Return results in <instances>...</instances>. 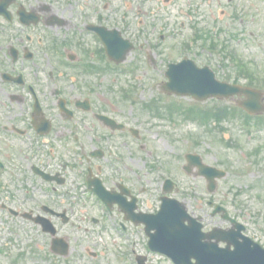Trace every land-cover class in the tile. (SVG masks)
I'll list each match as a JSON object with an SVG mask.
<instances>
[{
  "label": "rangeland",
  "instance_id": "374dc122",
  "mask_svg": "<svg viewBox=\"0 0 264 264\" xmlns=\"http://www.w3.org/2000/svg\"><path fill=\"white\" fill-rule=\"evenodd\" d=\"M75 1L79 0L61 3L76 5ZM123 1L113 3L118 10L114 20L120 29L127 30L138 49L128 56V65L120 66L119 74L115 73L114 84L112 76L104 74L101 90H93L115 103L116 117L127 129L99 130V134L98 129L74 123L70 130L72 135L77 134L79 143L70 140L68 144L50 146L13 136L7 140L8 146H0L10 169L0 173V208L4 205L16 211L32 209L42 213L41 207L47 205L57 211L67 210L69 224L53 221L59 236L70 244L69 254H54L52 238L40 226L1 208L0 264H134L133 249L139 255L147 254L141 227L121 232L122 222L129 227L122 214L117 212L111 218L94 195L85 194L88 165L81 156L84 150L90 153L97 149L103 150L105 156L93 162V169L97 173L100 168L98 174L107 187L126 183L148 210L157 208L156 197L161 195L165 179L173 178L182 190V194H174L175 198L190 213L205 217L208 207L204 199L210 195L206 180L198 176V169L191 174L184 170L185 156L199 155L206 165L227 172L218 182L215 197L246 225L248 236L264 245V114L246 125L237 98L197 102L162 91L167 65L187 57L200 67L209 66L220 81H238L264 93V0H129L135 9L130 18L122 15L126 10ZM106 5L104 10L109 12L111 6ZM139 9L149 13L139 14ZM238 65L254 78L242 77ZM126 67L133 69V80L124 73ZM173 103L185 108L202 106L209 120L214 112L217 115L202 123L185 119L182 113L156 116L154 110L145 107ZM130 129L139 130L140 137L132 135ZM20 157H29L32 163L42 161L44 165L52 161L67 183L54 190L35 176ZM95 219L99 222L95 223ZM209 220L205 217V224ZM220 224L224 225L223 221ZM148 264L172 263L149 254Z\"/></svg>",
  "mask_w": 264,
  "mask_h": 264
},
{
  "label": "flooded vegetation",
  "instance_id": "af4514ba",
  "mask_svg": "<svg viewBox=\"0 0 264 264\" xmlns=\"http://www.w3.org/2000/svg\"><path fill=\"white\" fill-rule=\"evenodd\" d=\"M61 2L0 0V146H6V139L14 135L47 141L54 138L68 144L74 123L98 129L100 134L101 130L111 129L102 115L119 122L115 116L117 108L104 94L93 90H101L103 81L95 66L101 65L105 58L102 37L94 28L120 30L114 20L118 10L113 6L119 0L75 1L79 8ZM123 2L127 9L122 14L130 18L129 14L135 12L134 6L129 0ZM106 3L107 7L111 6L109 12L104 10ZM145 13L149 12L139 14ZM107 37L114 40V36ZM83 76L90 80L82 81ZM63 105L73 113L63 111ZM47 122L50 133L44 137L40 133L45 132ZM84 156L91 164V159ZM0 157H3L1 150ZM3 160L8 161L4 157ZM23 161L33 168L30 158ZM51 164L52 161L48 163L52 166L49 169L42 161L38 162L56 180L66 181L63 172Z\"/></svg>",
  "mask_w": 264,
  "mask_h": 264
},
{
  "label": "water",
  "instance_id": "95a60500",
  "mask_svg": "<svg viewBox=\"0 0 264 264\" xmlns=\"http://www.w3.org/2000/svg\"><path fill=\"white\" fill-rule=\"evenodd\" d=\"M168 77L170 79V83L167 86V91L175 92L179 95H192L194 98L201 101L210 97L229 98L231 96L245 94L248 97V101H245V104L243 103V105H245L248 111L261 112L263 110V107L260 103L262 97L261 93L252 91L250 89H244L239 86H231L219 83L209 68L198 69L193 63L188 62L186 64L179 65L178 67L171 68ZM192 160L193 159L190 158L191 162L194 161ZM201 168L202 174H208L210 172L209 168H205L203 166H201ZM209 178H211V176H209ZM97 191L101 193L100 186L97 187ZM180 213L183 216L182 220L180 219V228H182V231L178 232L179 235H177V238L175 236L174 240H172V234L176 235L177 233L170 231V227L172 226V223H170L168 224V228L161 232L162 237L155 239L157 241H163L167 245L168 249L173 252L175 260L183 256L185 247L181 248L180 245L179 249H177L172 247L171 244L179 242L185 244L188 241L186 234H199V228H197L198 226H195L196 221L192 220L190 226L187 228L185 221L189 220V217L187 216L184 208ZM35 221L38 222V219ZM43 228L46 232L55 233V230L52 229V227L48 224L43 223ZM67 250L68 245H65L63 251L60 252L65 253ZM204 260L209 261L207 258H204Z\"/></svg>",
  "mask_w": 264,
  "mask_h": 264
}]
</instances>
